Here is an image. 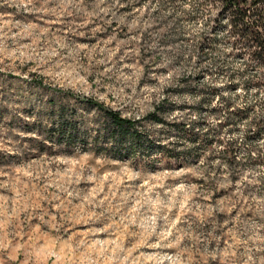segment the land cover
I'll return each instance as SVG.
<instances>
[{
	"label": "rangeland",
	"instance_id": "rangeland-1",
	"mask_svg": "<svg viewBox=\"0 0 264 264\" xmlns=\"http://www.w3.org/2000/svg\"><path fill=\"white\" fill-rule=\"evenodd\" d=\"M189 4L0 0V264H264V131L250 143L245 119L218 127L212 108L223 100L196 89L214 84L234 107L261 111L263 95L229 94L216 66L242 62L222 23L218 64L198 65L201 20L180 16ZM84 99L140 119L166 149L189 154L127 146L113 157L91 144L100 114ZM59 105L74 111L83 141L55 142L48 127ZM158 105L165 121L193 124L197 141L146 121ZM36 121L41 136L30 130ZM229 141L238 157L257 145L260 159L220 164L216 151Z\"/></svg>",
	"mask_w": 264,
	"mask_h": 264
},
{
	"label": "trees",
	"instance_id": "trees-1",
	"mask_svg": "<svg viewBox=\"0 0 264 264\" xmlns=\"http://www.w3.org/2000/svg\"><path fill=\"white\" fill-rule=\"evenodd\" d=\"M173 2V0H167ZM190 9L180 8L182 18H200L202 28L197 33L194 47L198 57V65L202 62L210 61L212 64H218L216 56L212 50L215 48L218 39L215 37L216 28L223 24V41L228 46V50L238 59H241L242 66L239 68H230L221 63L216 69L229 79L228 88L235 92L238 89L244 91H253L254 94L262 93V102L264 100V0H189ZM214 14V15H213ZM205 26L206 28H204ZM208 31V32H207ZM208 33V35L206 34ZM202 73L198 72L194 87L203 80L198 81ZM205 89L197 88V92L206 93L211 98L220 97L223 100V107H213L212 111L217 110L223 116L222 124L218 127L234 123L233 120L245 119L246 130L244 140L254 142L264 131V111L258 110L256 104L246 103L234 107L229 96L217 93L214 84H202ZM192 90L191 88H189ZM188 89V90H189ZM205 90V91H204ZM235 94V93H234ZM206 95V96H207ZM238 94H235V97ZM88 105L97 110L100 114L98 126L92 133L91 143L93 146H109L111 155L116 157L125 147L127 150H137L142 153L158 152L163 155L179 159L182 155L189 154V149H166V146L159 140L150 137L140 119L124 116L118 109L104 107L98 102L84 99ZM257 101V100H256ZM206 102V100H205ZM222 109V110H221ZM221 110V111H220ZM167 111L162 106H156L153 111L146 113L143 117L150 123L157 125H168L169 132H186L191 141H197L198 136L194 131L193 124H187L183 121H165L162 113ZM74 111H69L66 107L59 105L56 109L51 125L48 129L53 130L55 142H62L70 145L76 141H83L84 136L81 127L75 118ZM40 122L29 123L30 130L37 136H41ZM217 126V125H216ZM42 138V144H44ZM97 139H102L98 142ZM105 140V141H104ZM219 144L221 140L217 141ZM257 144V143H255ZM44 146V145H42ZM257 145L251 147L246 153L237 156L236 145L229 141L223 149L217 150L220 164L229 168L236 169L246 165L249 162L260 159L257 151ZM162 155V156H163Z\"/></svg>",
	"mask_w": 264,
	"mask_h": 264
}]
</instances>
